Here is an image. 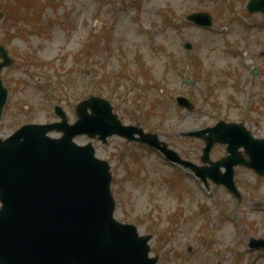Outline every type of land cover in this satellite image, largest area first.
Returning a JSON list of instances; mask_svg holds the SVG:
<instances>
[{
	"label": "rangeland",
	"instance_id": "1",
	"mask_svg": "<svg viewBox=\"0 0 264 264\" xmlns=\"http://www.w3.org/2000/svg\"><path fill=\"white\" fill-rule=\"evenodd\" d=\"M224 1L227 3L226 0H19L16 7L6 6L8 9L5 13L0 11V44L6 46L12 54L16 49L23 54L37 50L38 59L49 66L23 69L15 67L4 71L2 78L9 90V96L0 125V137L10 134L13 125L20 122L51 118V112L48 113L52 107L51 101L45 99L49 97L51 90L59 95L58 104L68 111L70 122L75 118L72 108L80 99L88 94L95 95L105 91L106 99L110 100L118 115L123 116V121L134 123L136 114L125 113V109L116 101L118 97L114 93L120 85L108 88L107 86L108 78L113 72H120L122 63H125L127 70L131 72L134 70L133 65L140 64L141 58L144 60V67L136 70L139 73L138 79H135L138 85L132 83V91L131 84L125 77L117 75L116 81L120 80L121 84L127 87L124 92L121 91L122 98L130 100L136 95L132 94L141 82H145L147 91L146 96L142 97L147 100H142L141 106L142 109L150 111L152 121L159 124V136L182 157L196 162L195 158L200 152L199 142L183 139L179 135L181 132L205 125L206 118L203 113L210 101L201 100V96L197 95L196 89L203 87V80L198 81L193 95L190 93V87L185 84L184 79L190 78V71L186 69L189 68V60L185 56L190 53L184 51V42L194 45L191 53L195 51L194 56L202 57L205 60L204 68L212 69L218 79L223 78L219 74L221 68L232 71L238 69L241 64L246 68L245 73L237 76L233 83L227 80L221 86L223 89H220L219 100H224L222 114L226 119L220 117L225 121H239L241 117L243 122L237 102H244L242 83L251 80L257 82L256 88L262 97L256 99L259 100L257 114L264 112V56L261 57L264 52V16L258 13L250 14L249 20L245 22V10L241 3L246 0H229V3L236 5L235 13L230 16L237 20L235 23L232 19L237 25H233L237 36L232 35L234 32L228 36L217 35L215 33L218 28L206 33L184 23V16L194 11L213 13L218 21L228 18ZM24 4L28 6L23 8ZM17 8H22L27 18H21L20 9L17 11ZM39 10L40 16L37 17L35 13ZM40 17L46 20V23L47 20L55 22L50 24L48 33L35 35L29 30L25 31L24 25L38 24ZM25 21L31 24H24ZM246 26L250 27L245 28ZM258 28L261 30L257 31ZM245 30L249 31L247 36L244 35ZM226 39L232 42V57H227L223 51ZM89 45L95 48L98 46V51L91 50L90 58L84 55L81 59L82 50H86ZM174 67L180 71L176 73ZM253 67L262 70V75L257 74L256 78H252L250 70ZM43 68L47 69L40 70ZM92 71H96L91 75L92 82L96 79L95 89L90 86L89 76ZM33 77L40 78V84L36 85ZM43 81L52 85L44 87ZM161 88L164 89L162 93ZM174 93L191 95L199 108L193 113L175 110L171 102ZM226 95L233 96L234 100H228ZM155 101H159L158 106L154 105ZM217 117L218 115H213L207 125L213 124L219 119ZM258 117L260 119L257 120L261 123L258 135L264 137V117ZM247 120L248 118L244 119L245 122ZM144 128L157 132L154 126ZM78 142L85 143L83 139ZM94 147L96 156L107 160L111 165V191L116 201L114 217L120 222L134 224L140 234L145 229L143 216L155 217V223H160V228L157 226L160 236L155 237L156 244L153 241L154 249L162 255L159 264H215L219 258L221 264H243L242 260L236 262L235 258L238 259L240 255L249 260L250 264H264L260 253L248 254L246 248L248 236H264V216L251 215L249 212L252 205L245 203L239 210L241 213H248L243 217L247 225L230 223L231 217H224L223 222H218L217 216H211L209 221L215 220L216 225L212 223L213 230L207 228L206 231L202 219L196 214L195 205L201 200L197 195L192 196L196 193L192 182L181 178L175 181L178 192L181 193L180 199H185L178 205L162 183L164 179L178 177L173 176L175 171L180 172L178 169L158 158L154 152L137 145H127L118 138L110 139L106 146L95 144ZM130 152H133V155H129ZM122 154L124 160L119 161ZM216 154L221 155V149H218ZM142 171L145 173L144 178L140 177ZM180 174L186 176L181 172ZM253 182L254 177L249 172H239L237 183L241 188L247 189ZM218 191V202L221 200L224 205L229 204L230 200L224 192ZM262 194L264 180L260 182L256 195ZM175 208L184 209L187 216L176 223L175 229L178 232L167 237L169 225L174 224L171 216ZM149 231H152V227L146 229V232ZM204 235L213 240L210 250L205 251L197 246V242H200L201 236ZM188 243L194 249L191 255L185 253ZM173 253L178 255L173 256Z\"/></svg>",
	"mask_w": 264,
	"mask_h": 264
},
{
	"label": "water",
	"instance_id": "2",
	"mask_svg": "<svg viewBox=\"0 0 264 264\" xmlns=\"http://www.w3.org/2000/svg\"><path fill=\"white\" fill-rule=\"evenodd\" d=\"M252 9L264 12V0L253 3ZM0 51L4 58L1 69L8 60L1 48ZM5 98L0 84V112ZM86 107L92 115H85ZM110 110L99 99L82 102L77 112L84 119L72 136L84 132L104 138L117 132L132 139V131L120 127ZM230 130L227 132L231 133ZM137 132L141 142L159 148L171 160L176 159L165 145L160 146L156 136ZM190 135L202 137V133ZM219 135L223 134L217 131L209 139ZM21 136L26 138L27 133L22 130L9 143L0 145V189L4 204L0 212V264L153 263L146 259L145 240L136 238L134 228L113 225L106 164L94 162L87 148L73 149L69 140L61 155L47 161V148L30 141L22 145ZM58 183L65 186L62 195L57 194ZM13 188L15 197L9 199ZM51 195L54 196L49 198ZM36 204L39 207L35 215L28 208ZM9 212L19 216L18 226L23 223L22 227L4 220L3 216ZM77 220L93 221L94 225L79 227L82 222L78 224Z\"/></svg>",
	"mask_w": 264,
	"mask_h": 264
},
{
	"label": "bare ground",
	"instance_id": "3",
	"mask_svg": "<svg viewBox=\"0 0 264 264\" xmlns=\"http://www.w3.org/2000/svg\"><path fill=\"white\" fill-rule=\"evenodd\" d=\"M64 189H65V186L63 185V184H61V183H58L57 184V194H59V195H62L63 194V191H64ZM54 195H51V196H48L49 198L50 197H53ZM82 222V224H80L79 225V227H85V226H88V225H94V222L93 221H91V222H85V221H79V220H77V223L79 224V223H81Z\"/></svg>",
	"mask_w": 264,
	"mask_h": 264
}]
</instances>
